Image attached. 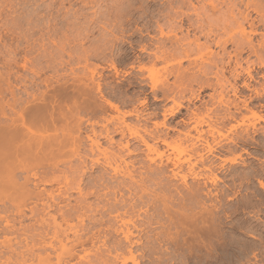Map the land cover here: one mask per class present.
Here are the masks:
<instances>
[{"label": "rangeland", "instance_id": "obj_1", "mask_svg": "<svg viewBox=\"0 0 264 264\" xmlns=\"http://www.w3.org/2000/svg\"><path fill=\"white\" fill-rule=\"evenodd\" d=\"M247 2L0 0V122L24 123L42 135L34 118L41 111L34 107L43 97L46 111L74 115L70 127L82 120L76 152L67 144L59 154L35 160L46 182L29 188L36 184L45 193L23 206L26 219L14 220L18 246L39 240L31 231L42 204L51 200L46 192L67 190L56 207L74 206L79 184L98 194L87 205L120 209L103 225L99 214L82 218L78 234L93 232L94 239L67 264H94L101 256L104 261L95 264H264V0H249L251 7ZM243 14L257 31L254 50L215 45L220 36H238L242 23L249 30ZM208 23L216 36L208 35ZM179 50L189 53L180 72ZM233 69L241 72L235 80ZM201 81L211 86L200 88ZM194 116L204 124L201 140L191 147ZM121 121L127 125L122 132ZM48 165L57 166L53 182H47ZM3 195L0 202L7 199ZM56 222L64 226L58 217ZM120 229L130 232L131 247Z\"/></svg>", "mask_w": 264, "mask_h": 264}, {"label": "bare ground", "instance_id": "obj_2", "mask_svg": "<svg viewBox=\"0 0 264 264\" xmlns=\"http://www.w3.org/2000/svg\"><path fill=\"white\" fill-rule=\"evenodd\" d=\"M248 2H249V0H248ZM248 2L246 3L245 6L248 7V5H250L249 7H251L252 4L251 3L249 4ZM170 10H171V8H170ZM213 10H214V7H213ZM263 17H264V14H263ZM240 18H241L242 22H246L248 24L249 30L246 31L245 28H243V25H242L243 23L242 24L239 23L240 25L238 27H240L239 28L240 30L238 31V36L228 35V34L226 35V37L220 36L217 39V41L214 42L215 45L221 46V48H223L226 44H232V46L235 48L236 51H238V50L242 51L243 48H248L249 50H254L253 46L251 45V36L257 35L256 34L257 31L254 28V25L252 23L253 21L251 20V22L248 23V21H249L248 15H244V14L241 15ZM209 19L210 20L208 22H211V20L213 18H209ZM215 19H217V17ZM231 20L229 21L227 19L228 22L227 21H225V22L231 25L232 24ZM213 21H214V19L212 20V22ZM215 21H214V23H216ZM222 21H224V20H222ZM234 21L237 22L238 20H234ZM218 24H220V23H218ZM209 25L210 24L208 23V27H209ZM212 26H210L208 28L209 29L208 35H210V36L215 35L216 36V29H215L216 27L213 26L214 29H212L211 28ZM215 26H216V24H215ZM222 30H224V29L222 28ZM169 33H172V32H169ZM208 35H206V36H208ZM169 37L170 36L167 37V39H166L167 41H168ZM173 38H175V36ZM173 40H175V39H173ZM176 41H175V43L178 42V41L177 42ZM170 43H171V40H170ZM173 43H174V41H173ZM259 44H260V47H259L260 50L262 52H264V36H262V41ZM186 48H187V46H186ZM189 49L190 48L187 49L188 52H189ZM174 50H176V49H174ZM176 51H178V50H176ZM188 52H186V50L183 51V53H182V51H180V53L177 52L180 56L178 54L175 55V53H174L175 56H177V55L179 56L178 57L179 61L176 64L178 71L181 69L179 66L181 64V60H184V59L187 60L188 59V57H189ZM253 53H255V52H253ZM171 57H174V56H171ZM233 57H235V56H233ZM157 58L163 59L164 55L162 57L160 56ZM157 58H156V60H157ZM231 58L232 57L229 56V58H228L229 61L226 62L227 63L226 65H228L230 63V60H232ZM220 60H222V59H220ZM210 63H211V65L213 64L215 67V65L218 62H213V63L210 62ZM203 64L204 63H202V66H203ZM221 64L223 65L224 63L222 62ZM259 65L264 66V62H261ZM223 66H225V64ZM202 68H203L202 70L204 71L205 68L204 67H202ZM233 70L234 71L232 72L231 75L234 77V80H235L236 78L240 77L241 72L240 71L237 72L235 69H233ZM245 70H246L245 73L247 74V77L251 78V71L249 70V67ZM178 71H176L177 75L175 76L177 78H179L178 76L181 75V74H179L180 71L179 72ZM220 71H221V69H220ZM199 72H202V71H199ZM205 72L206 71H204L203 74ZM184 73H186V72H184ZM217 73H219V71ZM217 73H216V75H217ZM186 74H188V73H186ZM216 75H214V76L216 77ZM194 76H196V75L189 76V77L190 78L192 77V79H194L193 78ZM189 77L187 80H189ZM192 81H194V80H192ZM205 85L206 86L208 85V84H206V81H205V84L203 82L200 83L199 87L204 88ZM219 85L223 86L220 83H219ZM243 86L248 87V84L243 83ZM231 89L234 92H236L235 87L232 85H231ZM45 101L46 100L43 97L41 99V102L43 104L34 107L35 112L41 111V114L36 113L34 118L36 120L35 122L37 124L38 130L43 134L46 132H51L52 133L51 135H46V136L43 134L42 135H34L33 131L30 129V127L26 126L24 123H21L19 125L15 121L0 122V194L1 193L4 194L5 196L4 195L3 196L7 198L6 201L3 202V200H5V199H3V197H2L3 200H1V202H0L1 203L0 204V236H2V235L4 236V238H3L4 240L0 241V247H2L6 251L5 254L3 252H1V254L3 253V255L0 254V264H35V261H37L36 264H45V263L46 264H67V263H69V261L73 260L76 257L77 248H82L86 242H89V241L92 242V239H94L93 238L94 237L93 232H88L86 235H83V236L78 234V231L76 229L78 228L79 231L82 230L81 228H79L81 225L79 223L83 222L82 218H84V216H86L87 213H92L93 215L99 214V215H101L102 219L100 218L98 223H99V225H103L106 222L104 220L105 218H107L106 220H111V217H113V216H111V215H113L112 214L113 211L116 213L120 209V206L118 207L116 204L115 205L109 204L110 206L109 205L106 206V204H107L106 203L102 207L96 206L95 208L91 207L90 205H87L86 204L87 202H85V200L90 196L98 197V194L96 193V191H93V190L83 192V190L80 188L79 184H78L77 188H75L77 195H78V198L76 201L77 204H75L74 206H70L69 204H65L63 207H56L57 202H54L55 199L56 200L58 199L57 200L58 202L60 201L59 197H64V199H66L67 197L65 198L64 195H66V194L68 195L67 190L58 191L57 195H53V192H51L50 194H47V192H46V199H51V200L47 201L48 203L42 204V208L40 209L41 213H37V216H38L37 220L38 221L36 223H38V225H37L36 229L33 228L34 231L30 230L31 233L36 231V233H33V235L36 236L37 239L39 237V240H37V241L36 240L31 241L30 240L31 243H27V242H25V241H28V240H26L27 239L26 238L24 240L25 243H22V244L20 243L19 245H21V246H18L19 240H17L18 236L16 235L18 232V229L16 228L17 226L15 227L14 220L23 218L25 216L24 212H23L25 207L23 208V206L26 205V207H27V204H28L27 202L36 203L37 201H41L42 196L45 193L44 190H41V191L37 190L36 184H34L33 190H30V188H29V185L31 183H34V181H36L38 183L46 182V180H43L44 177L41 174H39L40 172L38 169L41 168L42 166H40V164H36L35 160L42 155L47 156V155H53L55 153L59 154L61 152V150L67 146V144H70L72 147H74L75 148L74 150L76 152V149H77L76 142L78 140L77 137L81 131L82 120L78 119V121L76 123H74L73 126L70 127L69 123L67 121L69 118L74 117V115L71 112L66 113L63 111H58V113L55 114L53 111H48V110L46 111ZM25 111L29 112L30 109H26ZM42 111L44 112V114H42ZM226 111L228 112V108ZM226 117H228L230 119L233 118V116L230 115V113H228V115H226ZM121 120H123V117ZM193 120H194V126L191 128V130L195 131L197 137L195 139L192 138L191 139L192 141L190 140L192 142L190 144L191 147L195 146L196 143H194V141L198 142L199 140H201L202 132H200L199 128L204 124V121L202 119H198L196 116L193 117ZM122 126H127V125L125 124V122L121 121V123L119 125L120 130H121ZM162 126H163V124H162ZM65 132H66V134H65ZM121 132H122V130H121ZM244 133L247 135V130H245ZM75 134H77V137L74 136ZM88 138H89V136H88ZM186 138H190L189 132L186 134ZM147 147L150 148L149 146H147ZM208 151H210V148L208 149ZM48 167L51 168V172H49L51 175L50 176L51 179L48 180L47 182H53L58 178V176L56 175V173H58V171L56 170L57 166L48 165ZM73 174H74V172H73ZM104 196H106V195L104 194ZM50 201H52L51 202L52 204L49 203ZM31 203H29V204H31ZM35 208H37L36 204H35ZM53 209L55 211L54 212L55 214H53V213L50 214L51 213L50 211H52ZM29 211L31 214H33V215L35 214V211L32 208ZM118 216H120V215H118ZM118 216L116 218H118ZM57 217L60 219L62 224H64V226L61 225V223L56 222ZM24 218L26 219V216ZM29 218H31V216ZM49 220L51 221V224H49V222H48ZM73 220L78 221V224H77L78 226L76 224H71V222H73ZM90 220L93 222L92 223L93 226H96L95 225L96 220L93 219V217L90 218ZM112 220H114V218H112ZM115 220H117V219H115ZM50 225H52V227H50ZM20 229L23 230V228H20ZM23 232H26V229L23 230ZM116 232H120L121 235L123 236V240L125 242H127V244L130 243L129 247H131L130 245H132L133 242L130 241V236H131L130 232L128 230L123 231L121 229L117 230ZM68 233L72 234L71 240L68 237ZM24 234L26 235L27 233H24ZM14 235H16V236H14ZM43 235H46V241H45ZM8 236H10V237L14 236L16 238L13 237L14 239H12V237L8 238ZM34 239H35V237H34ZM129 249H131V248H129ZM34 250H36L38 252L35 253L36 251H34ZM42 252H43V254L46 252L45 256H42L40 254ZM105 252H107L109 254L111 251L106 250ZM97 253H96V258L98 255L99 256L104 255V252H101L98 255H97ZM101 257L103 258V256H101ZM101 257H99L100 259L99 258H97V259L100 261H104V260H101ZM100 261L96 260L95 262H100ZM129 261L136 264L133 259H130ZM95 262H94V264H95ZM126 262H127V259H123V263H126ZM103 263H105V262H102V264Z\"/></svg>", "mask_w": 264, "mask_h": 264}]
</instances>
